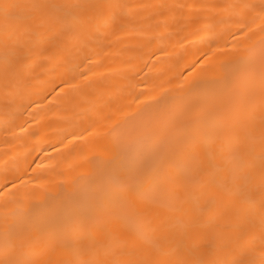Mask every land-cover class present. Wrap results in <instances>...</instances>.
Wrapping results in <instances>:
<instances>
[{"label":"bare ground","instance_id":"1","mask_svg":"<svg viewBox=\"0 0 264 264\" xmlns=\"http://www.w3.org/2000/svg\"><path fill=\"white\" fill-rule=\"evenodd\" d=\"M0 264H264V0H0Z\"/></svg>","mask_w":264,"mask_h":264}]
</instances>
